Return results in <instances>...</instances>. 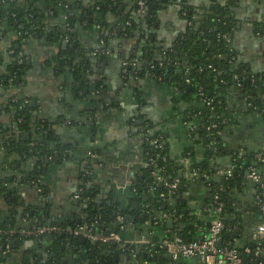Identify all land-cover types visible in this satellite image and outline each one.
I'll return each mask as SVG.
<instances>
[{"label": "crops", "instance_id": "0c3cea01", "mask_svg": "<svg viewBox=\"0 0 264 264\" xmlns=\"http://www.w3.org/2000/svg\"><path fill=\"white\" fill-rule=\"evenodd\" d=\"M13 2L44 10L40 25L42 34L67 28L66 7L56 6L58 10L55 13L50 6L48 8L49 4L55 7L50 0ZM79 2L88 6L95 4L94 0ZM186 2L198 13H203L212 0ZM118 4L119 15L95 8L89 16L92 24L85 21L82 27L71 29L76 51L87 56L90 62L84 77L89 81L79 90L73 86L74 82L70 84L73 72L67 68L63 74L53 64L54 58L60 56L62 48L67 46L63 44L67 37L58 42L54 37L37 35L20 39L14 26L4 23L0 32V81L7 78L14 54L12 46L15 45L20 48V58L27 62L24 82L16 91L18 96L23 94L25 102L31 105L32 128L26 131L30 132L32 139V132L36 133L38 124H44L46 131H50L54 138L53 144L65 149L60 159L46 164L44 172L36 179L31 177L34 176V157L23 155L19 158L16 155L12 165L4 164V155L0 153V180L5 179L12 188L20 215L33 209L41 214L44 212V216L52 221L84 220L87 215L80 193L84 185H95L102 192L100 196H111L110 201L119 209L138 210L140 214L137 221L129 220L120 232H115L120 235L121 243L136 245L139 250L143 246L139 243L142 240L158 244L171 233L177 218L169 216L157 220V214L151 215L149 211L147 216L143 215L151 204L145 197L138 200L133 188L135 175L146 164L144 132L140 127L151 125L154 132L161 133L170 159L183 172V186L179 185L178 197L186 214V223L197 229L196 238L204 236L217 216L213 209L212 182L219 184L228 177L223 171L232 168L239 154L241 157L252 155L257 160L258 153L264 152V115L259 110L250 109L240 90L230 83L222 95L227 111L235 121L222 134L231 150L211 155L213 149L209 150L200 132L195 129L198 128L197 121L187 117L188 109L196 101L184 98L176 86L152 75L129 80L125 78L119 63V58H128L143 47L149 50L153 58H165L167 50L173 47L186 29V20L177 10L178 6L174 3L165 7L151 23L143 22L142 26L146 27L143 35L124 36L118 34L116 29L121 27L126 16L139 15L136 11L137 0H120ZM232 8H235L232 11L238 21L242 22L241 26L233 28V34L229 37L235 53L233 56L250 72L263 73L264 31L261 29L264 26V0H234ZM256 23L260 27L253 33L250 27ZM102 46L108 47L110 55H95ZM92 83H96V90ZM69 85L74 88V94L68 90ZM11 92L8 90L6 96ZM2 93H5V87L0 85V95ZM33 100L35 105L31 104ZM8 117L7 113L2 112L0 121L8 124ZM98 157L99 161L93 160ZM204 162L211 167L210 179L192 175L193 168ZM247 171L249 168L245 171L244 179L230 193L231 215L240 218L247 226L242 238L237 240L236 244L240 247L254 239L253 228L262 220L257 205L262 192L260 183L251 179ZM259 171L264 177V164ZM75 199L78 201L74 202ZM0 205L8 208L1 196ZM171 217L174 218L172 227L168 225ZM118 219L120 222L125 220L124 216H118ZM22 221H27L25 216ZM46 241L43 242L47 244ZM11 258L14 264H24L26 251L16 249ZM120 260V264H127L129 256L122 254ZM182 261L188 264L196 262L192 259ZM0 264H3L1 254ZM138 264L157 263L142 259Z\"/></svg>", "mask_w": 264, "mask_h": 264}, {"label": "trees", "instance_id": "16d2710c", "mask_svg": "<svg viewBox=\"0 0 264 264\" xmlns=\"http://www.w3.org/2000/svg\"><path fill=\"white\" fill-rule=\"evenodd\" d=\"M55 4L52 9L57 13L56 6L67 7L68 15L66 31L62 29L58 32H48L42 34V19L44 10L37 7H28V5H18L13 0H0V32L3 30L4 23L10 27L14 26L19 38H29L31 36L54 37L58 42L59 39L68 37V43L62 48L61 55L54 58L53 64L61 69L64 74L67 68L73 72V86L80 85L82 88L87 84L89 79L86 77V71L90 68L88 57L79 54L76 51L74 42L71 39V29L82 27L85 21L90 24L89 16L95 8L100 11H112L119 15L120 0H94L93 6L83 5L79 0H50ZM145 8L139 17L134 15L126 16L121 22L120 35H143L142 32L146 24L151 23L152 19L157 17L159 11L174 3L180 5L177 9L186 20V29L178 37L171 49L167 50L165 58H153L147 49L135 50L129 59L136 56L140 57V63L137 66L128 68V79L137 80L146 75H152L161 78L176 86L182 96L188 100L198 102L187 111L189 119L195 118L198 122V132L201 134L203 142L213 154L220 152H230L231 148L225 141L222 132L231 125L235 119L227 111L224 96L222 95L230 83H234L236 88L245 97L249 95V101L252 103L250 109L253 111L264 109V72H250L244 65L237 62L234 58V51L229 37L233 34V28L239 27L238 21L232 11L234 0H212L211 4L203 13H198L187 4L186 0H144ZM49 2V3H51ZM139 6L136 5V10ZM185 12V13H183ZM130 22L129 24L127 22ZM190 21V23H189ZM92 24V23H91ZM227 34L228 37H224ZM14 54L9 64L7 78H3L0 85L5 87V93L0 95V114H8L10 122L7 124L0 121V153L4 155V164H14L16 155L21 158L23 155L34 157L36 159L33 171L36 179L44 172L46 164L53 162L49 156L55 160L60 159L63 146L53 144L54 138L50 131H46V125L38 124L35 138L24 140L22 132L31 130L30 107L24 98H20L16 92L19 86L24 82V74L27 69V62L20 58V48L12 46ZM99 51L98 55L103 54ZM80 58L77 61V58ZM211 65V66H210ZM236 75L238 77H236ZM136 78V79H135ZM80 89V88H79ZM77 89V90H79ZM8 90L11 94L6 96ZM203 99L211 100V104H204ZM2 103V105H1ZM213 107V109H211ZM224 118L227 122H221ZM191 119V120H192ZM213 122H219L216 128L207 130V126ZM150 125H143L145 129ZM146 130V129H145ZM144 130V131H145ZM145 140L146 162L139 173L133 180L134 196L141 200L148 199L151 206L145 209L143 215H151L157 219H162L164 213L176 217V225L169 234L181 235L185 240L196 238V228L194 225H188L186 214L183 213V205L178 197L179 186L175 193H170L166 182H171L175 178L182 180L180 176V167L170 159L167 146L162 138V147H155L153 139L161 136V133L154 132L152 129L146 132ZM43 144V146H42ZM33 145V146H32ZM57 155V158H56ZM18 160V159H17ZM54 160V161H55ZM264 161L253 159L252 155L245 154L235 162L234 172L231 177L225 178L221 183L212 182L213 192H220L222 201L225 203L223 220L226 229L222 235V243L235 246L237 240H240L245 233L247 226L240 218L231 215L233 207L231 206V190L238 185L244 178L245 171L255 165L260 169ZM196 167L202 172L211 173V167L208 163H201ZM161 176V179H158ZM102 192L95 185L82 187L80 196L83 198V210L86 218L78 223L74 221L48 220L43 214L28 209L24 215L18 212L15 200L13 199V190L9 183L4 179L0 180V196L5 200L8 208L0 205V254L1 261L4 264H14L12 252L22 248L26 251L27 258L24 264H120L122 254L129 256L127 264H138V261L146 259L157 264H167L169 256L164 249L153 247L152 254L148 252V247L143 245L140 250L138 246L121 244L116 241L92 240L80 235H75L74 230L82 224H88L98 235L110 234L111 232H120L121 227L126 226L127 221H137L140 214L137 211L119 209L116 204L111 202V196H100ZM163 194V195H162ZM145 195V196H144ZM145 197V198H144ZM142 199V200H143ZM42 212V210H41ZM183 215V216H181ZM27 221L23 222L22 217ZM118 216H124L125 220L118 219ZM181 216V217H180ZM117 222L116 225L114 223ZM33 223H52L64 228V231L53 233V238L45 244V236H29L21 234V229L29 227ZM11 231H14L11 232ZM230 231V232H228ZM11 240H15V246L11 247ZM34 245V246H33ZM8 250L7 255L3 251ZM71 256V258H70ZM75 256V257H74ZM134 256V257H133Z\"/></svg>", "mask_w": 264, "mask_h": 264}, {"label": "built area", "instance_id": "2783aa9c", "mask_svg": "<svg viewBox=\"0 0 264 264\" xmlns=\"http://www.w3.org/2000/svg\"><path fill=\"white\" fill-rule=\"evenodd\" d=\"M137 4L139 8L136 11L138 14H142L145 11L144 10L145 1L137 0ZM176 6L180 7V5H176ZM69 14L70 13H68V15ZM137 17H139V15ZM127 23L129 24L130 22L128 21ZM224 37H228V35L225 34ZM66 40L69 41L68 37ZM99 51H101L100 53L107 54V55H110V52H111L107 46H104V47L102 46L96 52L95 55H98ZM140 60L141 59L138 56H136L133 59H129L127 57L124 58V60L122 61V64H123L122 69H123V74L125 75V78L128 77V73H129L128 68H130L131 66H137L140 63ZM236 77L238 76L236 75ZM249 97H250L249 95H246L245 99L247 101V104L249 106H252V103L249 101ZM202 100L204 104H207V105L211 104V100H206L203 98ZM197 103L198 102L193 103L191 107ZM211 109H213V107H211ZM259 112L264 115V109L259 110ZM227 121L228 119L224 118L221 122H227ZM218 124L219 122H213L209 124L206 128L207 130H210L211 128H216ZM145 129H144L145 131L143 129L141 130L144 132L143 134L146 140L147 138L146 132L150 131L152 129V126L150 125L149 127H146ZM161 140H162V137L158 136L155 139H153L152 142L153 144H155V147L160 148L163 146L161 143ZM212 148L217 150L215 146H212ZM240 157H241V154H239V156L234 159L232 168L226 171H223L225 175H227L228 177L232 176L234 172L235 162ZM257 157H258V161H264V152H259ZM56 158H57V155H56ZM49 159L53 161L55 160L53 156H49ZM148 164L149 162H146L145 165H148ZM192 175L193 176L195 175L201 178L208 177V179H210V173L202 172L201 169L198 167L193 168ZM248 175L255 182H258V184L260 183V191H262L260 196L258 197V204H257L261 212L262 220L256 224L255 228H253L254 239L251 240L250 243L244 246H241V247L238 246L237 244L235 246H230L228 244L223 245L222 235L226 229V224L223 220L225 203L224 201H222L221 193L218 191L213 193V202H214L213 209L215 210L217 216L212 220L210 229L207 233L204 234V236L197 237V238H194L193 240L187 241L181 235L174 234L172 237H169V235L166 236L158 244H152L144 240H142L139 243L142 245H146L148 247V252H150V254L153 253L152 252L153 247L157 249H164L170 258L167 264H188L187 262L179 261V257H183L184 259H192L196 261L194 264H264V177L262 176L259 169L255 165H251L249 167ZM158 179H161V176H158ZM180 181L181 180L179 178H175L173 181L165 183L166 186L169 188V192L171 194L177 191ZM168 217L169 215L166 213L162 215L163 219L168 218ZM64 230L65 229L62 228L61 226L52 224V223H33L29 227L23 228L20 231H21V234L29 235V236H39V235L46 236V235L61 232ZM11 232L14 233V231H11ZM73 232L75 235H80V236L90 238L96 241L97 240H102V241L113 240L116 242H120V235L118 233L111 232L110 234L98 235L95 232H93V229L89 227L88 224H82L78 226V228H76ZM121 244L123 245L124 243H121ZM7 252L8 250L3 251L5 255H7Z\"/></svg>", "mask_w": 264, "mask_h": 264}, {"label": "water", "instance_id": "95a60500", "mask_svg": "<svg viewBox=\"0 0 264 264\" xmlns=\"http://www.w3.org/2000/svg\"><path fill=\"white\" fill-rule=\"evenodd\" d=\"M70 3L71 4H74V2H73V0H70ZM179 8V7H178ZM233 9V8H232ZM235 9V8H234ZM233 9V10H234ZM65 22H67V20L65 21ZM64 22V23H65ZM238 26H241V23H239L238 24ZM258 27H260L257 23L256 24H252V26L250 27V28H252V31H253V33H254V31L256 32L257 31V29H258ZM64 30L66 31V28L64 27ZM118 31L120 32L121 31V27H118ZM261 31L263 32L264 31V26L262 27V29H261ZM122 41L121 39H118L117 41ZM117 41H115V42H117ZM63 44L66 46L67 44H68V41L67 40H64L63 41ZM141 50V49H140ZM124 58H126V57H122V58H119V63L121 64V67H123V64H122V61L124 60ZM95 62V61H94ZM73 79L74 78H71V80H70V84H72L73 83ZM97 85H96V83H92V87H93V89L94 90H96V87ZM76 88L77 89H79V88H81L80 86H76ZM68 90L69 91H72L73 92V94H74V88L72 87V85L70 86H68ZM20 96V98H23V94H20L19 95ZM35 100H33L32 102H31V104L32 105H35ZM92 103V101L90 102V104ZM142 121H139L138 123H141ZM30 132H28V131H23L22 132V137H23V139L24 140H29L31 137H30ZM33 138H35V136H33ZM144 139H145V136H144ZM102 159H104V158H102ZM93 160H95V161H99V157L98 158H93ZM247 173H248V171H247ZM180 176L181 177H183V172L182 171H180ZM179 185L182 187L183 186V182H181L180 181V183H179ZM43 192H45V189H43L42 190ZM78 200L77 199H75L74 200V202H77ZM78 221L80 222L81 221V218H78ZM173 224H174V218H169L168 219V225L169 226H173ZM53 238V236H52V234H50V235H46L45 236V238H44V240L46 239L47 241L46 242H48L49 240H51ZM16 244H15V240H11V242H10V246L11 247H14ZM142 245V244H141ZM139 250V249H138ZM182 260H186V259H184L183 257H179V261H182Z\"/></svg>", "mask_w": 264, "mask_h": 264}]
</instances>
